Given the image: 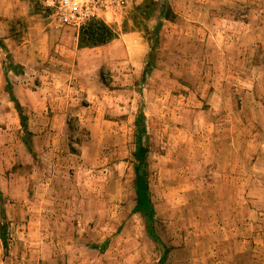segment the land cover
<instances>
[{
	"label": "rangeland",
	"instance_id": "374dc122",
	"mask_svg": "<svg viewBox=\"0 0 264 264\" xmlns=\"http://www.w3.org/2000/svg\"><path fill=\"white\" fill-rule=\"evenodd\" d=\"M12 1L63 48L12 77L49 131L36 159L0 146V264H264V0H127L94 20L115 40L86 52L90 22L76 31L40 0Z\"/></svg>",
	"mask_w": 264,
	"mask_h": 264
},
{
	"label": "crops",
	"instance_id": "0c3cea01",
	"mask_svg": "<svg viewBox=\"0 0 264 264\" xmlns=\"http://www.w3.org/2000/svg\"><path fill=\"white\" fill-rule=\"evenodd\" d=\"M7 5L6 9H0V38H3V45L5 47V49L0 48V52H3L10 61V68H6V64L4 66L2 59L0 60V81L2 82V86L0 87V122L4 126L0 127V146L4 147L5 152V149H8L6 144L10 143L9 147L14 145L19 148L21 153L24 150L29 153L25 141V131L21 125L20 114L15 109V104L12 102L7 91L8 80L11 82L14 95L22 108L27 104L26 101H23L26 95L22 98L19 97L17 92L18 86H14L12 80V77L17 78L18 75L11 69L16 66L23 67V71L34 69L38 65L44 64L45 58L50 57V50L55 47L60 49L63 46L50 41V35L45 33L41 20L37 16H30L27 8L21 2L17 3L11 0ZM21 19H26L30 22L31 27L29 30L31 37L29 39L24 38L21 40L17 35H14L12 23L15 20ZM75 44L77 49V40ZM86 50L82 49L80 52H86ZM8 69L10 70L8 71ZM37 112V110H30L28 114L24 112V115L28 118V130L32 134V144L35 153L40 151L41 135L49 131L46 125H42L43 114L39 113L38 115ZM17 119H19V126L15 127L11 125V120L15 122ZM39 121L41 122L39 123ZM2 152L3 149L0 148L1 155Z\"/></svg>",
	"mask_w": 264,
	"mask_h": 264
},
{
	"label": "trees",
	"instance_id": "16d2710c",
	"mask_svg": "<svg viewBox=\"0 0 264 264\" xmlns=\"http://www.w3.org/2000/svg\"><path fill=\"white\" fill-rule=\"evenodd\" d=\"M114 40H115V34L108 26H106L104 23H101L99 21H92L85 28H83L79 37L78 47L79 49H94L105 46ZM0 48L5 49L3 43L0 44ZM150 67H151V55L149 57L147 67L143 73L144 79L150 73V69H149ZM9 70L10 69H8V71ZM11 70L14 71L16 75H21L23 73V67L21 66H16ZM7 91L10 95L12 102L15 104V109L20 114L21 125L25 131V141L28 151L32 155V157L36 159L37 155L33 149L32 134L28 130L29 129L28 118L27 116L24 115L23 108L20 106L18 100L16 99L13 92L12 84L9 80L7 84ZM137 127L140 130V132L144 133L146 131L145 115L143 111L140 112V115L137 119ZM148 152L149 150L143 144L142 138L138 137L136 141V153H135V157L137 159V165L135 168L137 209L145 217H149L151 213H153V204L151 202V195L148 184V163H147ZM2 200H3V194L0 190V206L2 205ZM0 239L3 242L4 251L7 253L9 248L8 239L6 232L3 230L0 233Z\"/></svg>",
	"mask_w": 264,
	"mask_h": 264
},
{
	"label": "built area",
	"instance_id": "2783aa9c",
	"mask_svg": "<svg viewBox=\"0 0 264 264\" xmlns=\"http://www.w3.org/2000/svg\"><path fill=\"white\" fill-rule=\"evenodd\" d=\"M127 0H40L62 26L80 31L89 22L99 18L101 13L114 9Z\"/></svg>",
	"mask_w": 264,
	"mask_h": 264
}]
</instances>
